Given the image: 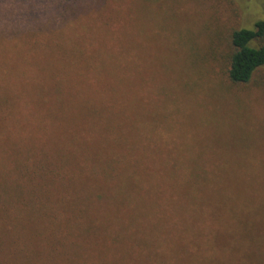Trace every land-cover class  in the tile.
Masks as SVG:
<instances>
[{"label":"rangeland","instance_id":"rangeland-1","mask_svg":"<svg viewBox=\"0 0 264 264\" xmlns=\"http://www.w3.org/2000/svg\"><path fill=\"white\" fill-rule=\"evenodd\" d=\"M111 4L113 34L115 38L125 39L130 59L133 57L134 61L129 70H123L127 64H120L119 76L127 74L128 79L113 87L122 94L125 92L122 88L130 86L131 95L141 101L142 106L130 111L137 114L140 111L142 116L141 132L132 140L135 147L145 152L139 154L145 165L142 166L151 168H147L149 172L196 162L214 168L227 194V199L224 198L227 228L138 231L115 228L117 212L113 210V201L102 197L91 204V212L109 228H41L33 217L26 228H14V236L21 245L39 250L43 264L62 262L63 255L73 257L72 253L83 255L77 259L88 264L117 259L119 253L125 260L142 256L146 264H264V66L247 84H234L227 76L230 32L235 28H253L259 20H264V0H112ZM113 42L112 38L107 45ZM20 43L0 41V97L25 98L29 105L28 110L19 111L18 120L9 116L5 125L0 126V171L10 170L13 150L26 153L38 148L57 156L85 151L89 146L82 142L97 141L106 125L92 120L91 113L88 115L85 106L88 96L76 103L68 98L54 99L53 93L57 92L54 84L65 86H57L59 92H64L70 85L65 78L71 79L79 73L76 67L68 69L65 77L62 73L59 79L53 73L61 70L55 69L67 66L59 62L56 51L35 49L33 53ZM76 61L83 62L82 56L77 55ZM111 68L104 65L89 70L98 80L97 87L102 86V81L116 78ZM102 90L110 96L102 100L95 96V103L111 104L115 97L111 93L115 90L110 92L109 87ZM63 113L67 118L74 114L80 123L73 128L68 120L60 119L65 118ZM105 113L110 116V109L106 108ZM114 114L108 121L114 119ZM17 123L23 127L17 128ZM132 126V131L139 129L134 123ZM6 134L10 136L4 139ZM165 169L156 178L167 177ZM60 173L68 179L65 169ZM156 183L163 192L164 181ZM57 185L46 189L66 191V184ZM149 194L154 195V190ZM71 197L64 194V198L53 196V199L70 204ZM164 200L168 213L164 218L167 223L175 224L171 199L166 195ZM164 200L160 198L157 203ZM158 209L161 211L159 205ZM56 210L51 218L58 225L75 221L71 211ZM157 216L154 208V222ZM244 220L251 223L241 225ZM204 224L210 223L205 220ZM56 229H67L75 237L68 243H58L57 237L52 236ZM84 230L91 234L83 235ZM104 231L109 237L116 231L120 233V243L110 238L103 240L100 233ZM148 236H154L151 242ZM9 243L5 241L2 247ZM149 243H154V249L159 252L155 259L143 248Z\"/></svg>","mask_w":264,"mask_h":264},{"label":"trees","instance_id":"trees-1","mask_svg":"<svg viewBox=\"0 0 264 264\" xmlns=\"http://www.w3.org/2000/svg\"><path fill=\"white\" fill-rule=\"evenodd\" d=\"M111 3L112 0H0V41L11 44L20 41V46L33 53L35 49L56 51L59 62L67 67H57L55 71L62 72H54L55 77L60 79L62 73L65 77V73L72 66L76 67L79 73L71 79L65 78L70 85L62 93L58 91L57 86H65L59 82L54 84L57 91L53 93L54 99L62 101L68 98L76 103L88 96L85 98L88 115L91 113L95 122L106 123L97 141L82 142L89 146L85 151L77 150L60 156L41 152L42 149L38 148L29 149L26 153L20 150L15 153L13 150L12 155L8 152L12 158L10 170L0 171V264H43L39 250L34 251L26 245H21L14 236V228H26L33 217L38 220L36 221L39 225L41 224V228H109L102 218L91 212V204L102 197L111 198L113 201V210L117 212L116 222L113 224L115 228H137V231L143 230L142 228H227V203L224 199L227 194L222 181L215 175L214 168L209 169L206 165L196 162L188 165L175 164L171 168H158L149 172L151 168L142 166L144 163H141L139 154L145 152L135 147L132 141L134 135L141 132L142 116L140 111L138 114L130 111L135 106H142L141 101L131 95L130 86L123 87L125 92L122 94L117 87H113L128 79L125 78L127 74L119 76L118 67H122L120 64L124 62L127 65L123 70H129L134 61L133 57V62L130 59L131 54L127 50L125 39L115 38L113 34L110 20L113 11ZM144 27L147 30V27ZM111 37L114 42L107 45ZM229 41L231 50L228 55V79L234 84H247L254 73L264 66V20H259L253 28L233 29ZM77 55L82 56L83 62L76 61ZM104 65H111L117 76L114 80L102 81V86L97 87L95 81L98 80L89 70ZM31 85H35V82H31ZM108 87L110 92L115 90L111 93L115 94V97L112 98L111 104L99 106L95 103V96H99L101 100L109 97L108 92L101 91ZM32 88L35 91V88ZM24 108L29 109L25 98L0 97V126L5 125L9 116L18 120L17 115L21 109L25 111ZM106 108L110 109L111 115L115 113L114 119L108 121L107 118L111 115H106ZM63 114L65 118L60 119L68 120L73 128L80 123L74 114L69 118L66 113ZM133 123L139 126V129L134 128L135 131H132ZM15 126L23 127L18 123ZM8 136L10 135L6 134L4 139ZM69 164L71 166H67ZM64 169L68 179L62 178L63 173L60 172ZM164 169L167 177L162 175V179L156 178L155 175H159ZM157 180L164 181L163 192L161 186L156 183ZM57 183L60 187L66 184L64 193H60L57 188L46 189L48 186L59 187ZM40 189H43V192H39ZM151 190H154V195L149 194ZM64 194L72 195L70 204L53 199V196L64 198ZM166 195L168 200L171 199L175 224L167 223L164 218L168 214L165 209L167 200H164ZM160 198H163L164 203H157ZM35 204L45 205V208H38ZM56 208L71 211L75 221H65V226L58 225L51 218L57 211ZM154 208L159 214L155 218L156 222L152 219ZM76 209L79 210L76 212ZM60 213L66 214L62 211ZM205 220L210 223L209 227L204 224ZM250 223L244 220L241 225ZM252 226L255 228L256 224L252 222ZM66 230L56 229L53 232L52 236L57 237L58 243H68L75 237ZM89 234V231L84 230L83 235ZM100 234L103 240L110 238L118 243L121 241V235L117 231L110 237L106 231ZM153 237L148 236L149 242ZM5 241L10 243L3 248ZM154 247V243L143 246L150 256H154L153 259L159 256ZM72 254L75 259L63 255L62 262L52 263L88 264L77 259L83 255ZM143 258L136 256L134 260H125L121 259L119 253L117 259L89 264H146Z\"/></svg>","mask_w":264,"mask_h":264}]
</instances>
